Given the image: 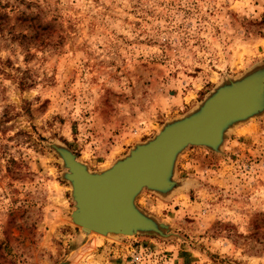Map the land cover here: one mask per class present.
I'll return each instance as SVG.
<instances>
[{
    "label": "rangeland",
    "instance_id": "obj_1",
    "mask_svg": "<svg viewBox=\"0 0 264 264\" xmlns=\"http://www.w3.org/2000/svg\"><path fill=\"white\" fill-rule=\"evenodd\" d=\"M263 66L264 0H0V264H264V111L138 195L164 235L83 232L54 147L102 170Z\"/></svg>",
    "mask_w": 264,
    "mask_h": 264
},
{
    "label": "water",
    "instance_id": "obj_2",
    "mask_svg": "<svg viewBox=\"0 0 264 264\" xmlns=\"http://www.w3.org/2000/svg\"><path fill=\"white\" fill-rule=\"evenodd\" d=\"M213 91L198 104L200 111L166 123L154 138L136 144L107 169L91 171L68 148L54 146L71 183L75 202L71 218L83 232L164 235L167 226L138 208V195L144 189L169 193L176 186L174 168L184 149L201 145L217 150L229 129L264 111V66Z\"/></svg>",
    "mask_w": 264,
    "mask_h": 264
},
{
    "label": "bare ground",
    "instance_id": "obj_3",
    "mask_svg": "<svg viewBox=\"0 0 264 264\" xmlns=\"http://www.w3.org/2000/svg\"><path fill=\"white\" fill-rule=\"evenodd\" d=\"M213 93H214V91L212 92V94H213ZM212 94H211L210 96H212ZM210 96H209V97H210ZM201 107H202V105H198L197 107H195L194 109H192L188 114H189V115H192V114H194V113L200 111ZM108 167H109V166H108ZM108 167H106V168H104V169H107ZM102 170H103V169H102Z\"/></svg>",
    "mask_w": 264,
    "mask_h": 264
}]
</instances>
